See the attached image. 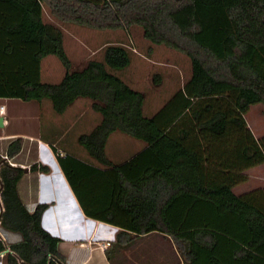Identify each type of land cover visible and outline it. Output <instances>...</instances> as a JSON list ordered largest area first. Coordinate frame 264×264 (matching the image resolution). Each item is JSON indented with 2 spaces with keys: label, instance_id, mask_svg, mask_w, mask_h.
Returning a JSON list of instances; mask_svg holds the SVG:
<instances>
[{
  "label": "trees",
  "instance_id": "16d2710c",
  "mask_svg": "<svg viewBox=\"0 0 264 264\" xmlns=\"http://www.w3.org/2000/svg\"><path fill=\"white\" fill-rule=\"evenodd\" d=\"M43 9L56 21L90 28L138 26L148 41L185 54L190 73L146 115L145 92L110 71L129 64L130 49L106 43L100 58L75 67L60 25L44 20ZM48 54L64 69L55 82L39 78L40 60ZM213 95L221 96L202 104L208 112L202 117L194 99ZM0 96L47 98L55 113L84 97L99 113L76 137L89 160L48 143L83 214L103 216L100 221L117 227L103 248L109 264L131 262L129 254L148 243L171 264H264V202H255L252 193L236 194L226 180H204L199 152L185 143L193 119L197 128L229 142L238 139L225 132L226 124L243 126L239 113L249 104L261 103L264 114V0H0ZM115 130L144 145L112 162L104 146ZM260 143L264 156V138ZM20 144L21 136L9 140L5 156ZM240 151L248 159L258 155L252 144ZM3 158L0 226L20 235L9 243L0 240L4 261L63 264L58 239L39 225L45 203L27 209L17 192L23 167Z\"/></svg>",
  "mask_w": 264,
  "mask_h": 264
},
{
  "label": "rangeland",
  "instance_id": "374dc122",
  "mask_svg": "<svg viewBox=\"0 0 264 264\" xmlns=\"http://www.w3.org/2000/svg\"><path fill=\"white\" fill-rule=\"evenodd\" d=\"M43 19L57 22L60 25L63 32V47L75 67L83 64L88 58H100L103 45L106 42H119L130 49L131 63L124 68L110 69V71L145 92V113L160 106L190 73L189 59L185 54L163 44L152 43L142 38L138 26H131L126 31L90 28L71 22L56 21L48 15L46 9H43ZM147 42L151 43L149 47ZM63 70L60 61L54 55L48 54L40 60L39 78L41 81L55 82L60 79ZM154 73L159 74L157 82L153 80ZM220 96L195 98L193 106L201 111L202 117H205L208 112L201 108L202 104ZM224 97L226 96L224 95ZM0 101L5 105L4 116L7 119V124H3L0 130L22 134L19 150L13 156H6L3 159L7 163L23 167L24 171H22L17 182L18 195L25 206L31 208L39 199L38 191L41 177H46L50 170L39 154L41 140L38 137L42 139L56 138L62 133L54 145L56 147L57 145L62 146L63 142H68L69 147L67 149L72 150V145H79L76 141L77 135L80 132L88 131L91 124L98 121L100 116L90 107V100L87 98H79L64 114L55 113L47 98L24 100L18 97H4L0 98ZM262 109L261 103H251L242 113H239L243 119V126L237 127L233 123L226 124L225 132L229 133L228 135L232 134L231 137H237L238 141L227 142L225 136L217 137L209 131L199 129L193 119L187 126L188 135L185 143L199 151L202 160L201 175L204 180L210 184L227 180L234 185L233 189L240 195L252 193L254 194V201L263 204L264 156L260 143L261 139L264 138ZM199 134L202 136H198ZM138 142L139 139L115 130L107 136L104 150L112 162H120L134 153ZM243 144H252L257 148L258 155L251 159L243 157L240 151ZM46 146L54 156L51 145L46 142ZM3 155H5L4 151L0 153V156L3 157ZM80 157L84 160L90 159L84 149ZM31 163L35 165L34 170H28ZM40 165H46L47 170L39 168ZM236 168L238 171L235 170ZM49 204H54V202L45 203L40 213L39 225L48 234L58 239L57 249L66 257L63 264H75V262H80L79 258L81 257L84 259L81 264H108L105 262L106 259L103 254L107 240L66 239V236L62 235L61 232L56 230L53 232V230L43 226L41 215ZM1 207L0 199V212L3 209ZM56 211L55 213H58ZM69 218H66L69 227L76 229L75 227L79 226L78 222L70 221ZM80 218L83 219V216ZM74 234L77 236L75 232L70 235ZM3 237L4 243L20 239L19 233L9 230L7 235L3 234ZM61 239L63 241L66 239L67 243ZM165 259V252L156 251L148 243L136 247L132 255L129 254L127 260H131V262L127 261V264L174 263V261Z\"/></svg>",
  "mask_w": 264,
  "mask_h": 264
},
{
  "label": "crops",
  "instance_id": "0c3cea01",
  "mask_svg": "<svg viewBox=\"0 0 264 264\" xmlns=\"http://www.w3.org/2000/svg\"><path fill=\"white\" fill-rule=\"evenodd\" d=\"M109 30L114 31V30H122V29H109ZM112 31H110V32H112ZM106 43H108V42H106ZM110 43H113V42H110ZM147 43H148L147 46L149 47L151 45V43H149V42H147ZM62 44H63V40H62ZM64 50H65V48H64ZM132 53H133V51H132ZM67 56H68V54H67ZM131 61H132V59L130 56L129 64L131 63ZM125 81L131 87L138 89V90H141V88H137L136 86H134L129 81H127V80H125ZM0 98H4V96H0ZM79 98H84V97L76 98L69 106H67L61 112V114H64V112H66V110H68V108L73 106L74 103H76ZM145 102L146 101L144 98L142 110H143V113L146 115L152 114L159 107L158 106L157 108L146 111V113H145V107H146ZM0 105H2V107L0 108V115L2 116V118H1L2 124L0 125V127H1L3 124H7V119L4 116V113L6 112L5 105L2 101H0ZM97 120H99V118ZM95 123L93 122V124H91V127ZM52 125H54V124H52ZM21 135L22 134L19 132H14V131L13 132H8V131L2 132L0 130V153L2 151L5 152V149H6V146H7V143L9 142V140H11L12 138H14L16 136H21ZM61 135H62V133L57 135L56 138L52 137V138H46V139H42L41 137H38L41 140V143L39 145V151H40L39 154L41 156V159L44 161V163H46L49 166V169H50L47 176L46 177L44 176L45 178L41 177V182L39 183V191H38L39 196L38 197L41 201H44L45 203H47V202L53 203L54 202V204H49L47 206V208L43 211V214L41 215V222H42L43 226L46 227L47 229H50L51 231L53 230V232H54V230H56L57 232H61L62 235L66 236V239H71V240H73V239L85 240L86 238H93V239H99V240L112 239L114 232H115L117 227L114 225L105 223L103 221H100V219L104 218L103 216L98 217V218H92V217H89V216H86L83 214L78 202L76 201V199H75V197H74V195H73V193H72V191H71V189H70V187H69V185H68V183H67L56 159H55V157L47 149L48 146H46V142L52 141L51 143L54 144L56 141H58V139L60 138ZM143 145H144L143 141L139 140V142L137 143V146H136L137 148L135 149L134 152L139 150ZM62 146L57 145L58 151L60 153L68 152V153H70V154H72L78 158H81L80 155L83 153V148L81 147V145H72V150L67 149L69 147L68 142H63ZM197 152H199V151L197 150ZM92 162L97 166L98 163H96L94 160H92ZM98 166H99V164H98ZM235 170L238 171L237 168ZM227 182L230 184L231 189L236 194H239L238 192H236L233 189L234 185H232L231 182H229V181H227ZM31 208L27 207L28 210H30ZM56 209H57V211H56ZM55 211L58 213H55ZM80 216H83V219L80 218ZM67 217H70L69 218L70 221L78 222L79 226L75 227L76 229H74V227H69V222H67L68 220L66 219ZM7 231L8 230L1 228L0 235H2V236H3V234L7 235ZM73 232H75L77 234V236L75 234L70 235V234H73ZM61 240L63 241V239H61ZM65 240L63 242L67 243V241H65ZM60 253L63 254V256H64V253H62V252H60ZM64 259H66V257ZM79 259H80V262L79 261L75 262V264H78V263L81 264V262L84 260L82 257ZM2 261L5 262L4 259H2ZM105 262L108 263L107 260H105Z\"/></svg>",
  "mask_w": 264,
  "mask_h": 264
},
{
  "label": "built area",
  "instance_id": "2783aa9c",
  "mask_svg": "<svg viewBox=\"0 0 264 264\" xmlns=\"http://www.w3.org/2000/svg\"><path fill=\"white\" fill-rule=\"evenodd\" d=\"M2 107V105H0V108ZM4 158H6L5 155H3ZM3 236L0 235V240L3 241ZM4 255H5V250H0V264H7L6 262H3L2 259H4ZM17 264H21L20 261L17 262Z\"/></svg>",
  "mask_w": 264,
  "mask_h": 264
},
{
  "label": "flooded vegetation",
  "instance_id": "af4514ba",
  "mask_svg": "<svg viewBox=\"0 0 264 264\" xmlns=\"http://www.w3.org/2000/svg\"><path fill=\"white\" fill-rule=\"evenodd\" d=\"M32 164L33 163H31L30 164V166H28V170H34V167H32ZM37 167V166H36ZM39 168H40V166H39ZM24 171V170H23ZM17 192H18V189H17ZM41 203H45L44 201H41L40 199H38V200H36V202L33 204V207L30 209V210H32L37 204H41Z\"/></svg>",
  "mask_w": 264,
  "mask_h": 264
},
{
  "label": "water",
  "instance_id": "95a60500",
  "mask_svg": "<svg viewBox=\"0 0 264 264\" xmlns=\"http://www.w3.org/2000/svg\"><path fill=\"white\" fill-rule=\"evenodd\" d=\"M1 118H2V116L0 115V125L2 124V122H1ZM1 209H2V207H1ZM108 240H111V239H107V241H108ZM21 264H25V263H22V262H21Z\"/></svg>",
  "mask_w": 264,
  "mask_h": 264
}]
</instances>
